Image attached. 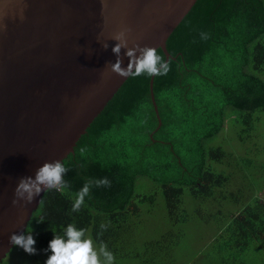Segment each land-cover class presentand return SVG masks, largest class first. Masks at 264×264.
<instances>
[{"label": "trees", "instance_id": "obj_1", "mask_svg": "<svg viewBox=\"0 0 264 264\" xmlns=\"http://www.w3.org/2000/svg\"><path fill=\"white\" fill-rule=\"evenodd\" d=\"M166 48L170 71L153 81L161 126L149 91L151 77L129 76L74 153L62 160L69 189L44 191L43 203L32 212L24 232L32 230L38 251L51 255L45 251L49 242L74 224L117 255L144 204L162 198L174 216L182 210L183 195L206 201L227 182L228 175L213 166L227 153L210 141L227 120L244 140L260 120L255 114H264V0H196ZM157 52L165 59L160 48ZM103 178L110 187L93 184L81 210L72 212L84 183ZM102 223L109 227L100 237ZM226 226H232V243L240 253L253 243L264 246V198L247 204ZM166 235L157 241L162 250H170Z\"/></svg>", "mask_w": 264, "mask_h": 264}, {"label": "water", "instance_id": "obj_2", "mask_svg": "<svg viewBox=\"0 0 264 264\" xmlns=\"http://www.w3.org/2000/svg\"><path fill=\"white\" fill-rule=\"evenodd\" d=\"M195 2L0 0V261L13 246L10 236L24 232L44 192L27 206L24 201L14 206L19 180L74 153L128 78L111 72L117 59L111 37L130 28L129 47L160 48L168 62L166 40ZM126 51L121 49L124 68ZM154 77L149 91L160 127Z\"/></svg>", "mask_w": 264, "mask_h": 264}, {"label": "rangeland", "instance_id": "obj_3", "mask_svg": "<svg viewBox=\"0 0 264 264\" xmlns=\"http://www.w3.org/2000/svg\"><path fill=\"white\" fill-rule=\"evenodd\" d=\"M255 116L260 120L250 137L242 135L241 140L238 126L227 120L220 134L210 141L221 144L227 153L221 164H213L228 175L227 182L215 188L206 201L183 195L182 210L174 216H169L162 198L154 205L144 204L138 219L124 232L120 252L113 253L115 264H264V246L258 249L261 243H253L240 253L232 243V226H226L247 204L264 198V114L257 112ZM165 235V245L171 242L170 250H162L157 244ZM48 256L38 250L29 255L13 245L0 264H45Z\"/></svg>", "mask_w": 264, "mask_h": 264}, {"label": "clouds", "instance_id": "obj_4", "mask_svg": "<svg viewBox=\"0 0 264 264\" xmlns=\"http://www.w3.org/2000/svg\"><path fill=\"white\" fill-rule=\"evenodd\" d=\"M23 18V16L21 17ZM2 27V26H0ZM130 28L124 27L116 32L111 39L117 41L112 48L117 59L115 63H110L111 72L121 77H139L147 75L149 77L164 76L170 71V65L164 57L159 55L155 47H141L139 43H134L129 47ZM202 39H207L208 35L202 33ZM104 49L109 47L108 43L102 44ZM121 49H126V56L129 58L127 68L122 67ZM68 168L60 160L54 162H45L39 167L34 177H22L15 189L12 204L19 206L21 201L24 205L31 204L34 199L43 191L57 190L61 193L69 189V183L64 179ZM95 184L96 187H110L111 182L107 178L96 179L95 181H86L81 189L75 193V199L71 211L79 212L84 205L85 198L90 195V190ZM43 201H40V205ZM109 227L108 224L100 225V233H103ZM27 231V234L13 233L9 238V243L22 248L27 254L35 255V239ZM87 229L77 228L74 224H68L64 229V235H56L49 242L45 251L51 252L45 264H115V256L108 249L107 244L100 239L98 244L88 237Z\"/></svg>", "mask_w": 264, "mask_h": 264}]
</instances>
